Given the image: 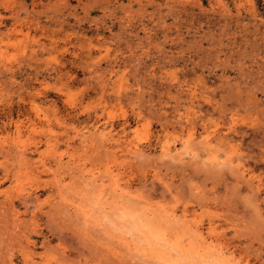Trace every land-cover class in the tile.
<instances>
[{"label": "rangeland", "instance_id": "obj_1", "mask_svg": "<svg viewBox=\"0 0 264 264\" xmlns=\"http://www.w3.org/2000/svg\"><path fill=\"white\" fill-rule=\"evenodd\" d=\"M0 264H264V0H0Z\"/></svg>", "mask_w": 264, "mask_h": 264}, {"label": "clouds", "instance_id": "obj_2", "mask_svg": "<svg viewBox=\"0 0 264 264\" xmlns=\"http://www.w3.org/2000/svg\"><path fill=\"white\" fill-rule=\"evenodd\" d=\"M116 219L120 220L121 222H126V221H135L136 217L135 214H133L130 210L128 209H118Z\"/></svg>", "mask_w": 264, "mask_h": 264}, {"label": "bare ground", "instance_id": "obj_3", "mask_svg": "<svg viewBox=\"0 0 264 264\" xmlns=\"http://www.w3.org/2000/svg\"><path fill=\"white\" fill-rule=\"evenodd\" d=\"M173 248V247H172ZM173 250V249H172ZM174 251V250H173ZM180 251V250H179ZM180 254V253H179ZM153 260V259H152Z\"/></svg>", "mask_w": 264, "mask_h": 264}]
</instances>
